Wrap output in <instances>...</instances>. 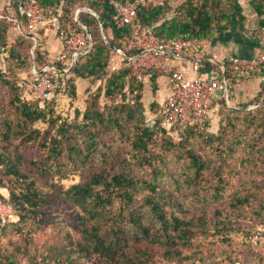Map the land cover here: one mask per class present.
I'll use <instances>...</instances> for the list:
<instances>
[{"label":"trees","instance_id":"trees-1","mask_svg":"<svg viewBox=\"0 0 264 264\" xmlns=\"http://www.w3.org/2000/svg\"><path fill=\"white\" fill-rule=\"evenodd\" d=\"M38 1L60 9L62 27L82 29L84 25L93 37L92 49L78 56L70 72L51 78L65 79L66 94L72 98L77 97L78 78L100 80L104 85L90 94L83 113L77 111L81 119L62 120L55 111L56 99L42 103L37 98H23L26 87L18 73L34 77L33 60L38 71L45 65L40 47L31 52L34 34L27 30L8 49L6 73L0 71V189L9 191V197L0 192V199L11 204L18 221L0 227V241L9 231L24 234V223L30 221L40 220L42 229L49 223V218L42 216H47L46 210L56 202L77 210L73 225L81 239L75 246L54 251L44 262L37 260L29 247L15 242L14 249H1L0 264H23V256L29 264H156L159 257L175 264H203L207 259L216 260V255L204 254L202 238L219 235V240L227 244L232 243L228 236L231 232H243L250 238L255 231H251L254 225L244 223L246 214L252 213V222L264 217V178L255 176L264 174V82L254 100L237 105L262 102L258 109L237 110L229 108L224 98L217 101L216 108L223 114L221 126L218 134H209L207 139L216 144L221 158H204L187 144L199 135L202 125L187 127L181 141L175 142L165 125L162 105L156 101L152 110L158 116L151 125L146 122L144 86L150 80L156 92L161 75L158 70L150 69L142 81H137L130 67L110 69L115 49H122L129 32L114 23L116 0ZM132 1L137 2L140 24L163 42L207 39L215 29L226 27L233 16V0H185L177 7L170 0ZM11 6L17 11L16 0ZM79 6L92 12L82 10L77 20ZM15 16L23 22L18 11ZM9 29L8 21L0 18V53L9 46ZM200 63V72L216 71L221 78L217 64ZM56 67L64 68L62 64ZM238 76L239 71L227 66L229 81ZM247 76L264 78V68L252 70ZM102 98L113 103L102 105ZM37 121L47 122L48 129L35 127ZM157 137H162L169 150L183 148L182 173L174 180L178 191L183 184L195 187L189 200L183 198L186 195L177 196L173 190L164 189L160 178L164 172L151 151ZM30 144L38 145V159L21 151L22 146ZM235 144L242 145L239 155ZM148 168L151 172L142 177L140 170ZM78 171L86 177L55 191L53 196L38 186L40 179H66ZM234 172L243 185L228 192ZM56 185L52 182L50 187ZM249 241L251 246H258Z\"/></svg>","mask_w":264,"mask_h":264},{"label":"built area","instance_id":"built-area-1","mask_svg":"<svg viewBox=\"0 0 264 264\" xmlns=\"http://www.w3.org/2000/svg\"><path fill=\"white\" fill-rule=\"evenodd\" d=\"M262 4L264 6V0ZM113 5L116 27L128 28L129 32L125 34L122 49L115 50L118 57L116 60H111L110 69L115 71L130 67L137 81H142L152 68L168 76L170 93L162 103V113L165 117V125L173 136L180 137L191 125H203L211 121L217 109V101L229 97L231 85L241 82L242 76L249 75L252 70L264 68V33H262L259 37L260 51L256 57L230 59L234 69L239 71L241 76L229 81L227 78L214 75L215 71L200 72L201 66L196 63L194 65L196 75L187 77L185 70L179 65L171 64V61L173 58H183L194 47L195 41L179 38L163 42L153 35L150 29L140 24L137 2L116 0ZM17 11L23 17L26 29L34 34L31 38L35 44L38 41V31L47 29L56 32L62 45V50L56 54L42 51L45 65L40 71L36 66L32 67L34 77H28L23 82L32 98L40 99L42 103H49L58 96L66 94L67 91L65 79L53 80L51 77L61 76L63 71L70 72L78 56L87 54L92 49L93 37L92 35V38L90 37L81 23L79 24L82 25V29L78 26H71L69 29L62 27L59 20L61 12L56 6L45 7L38 0H17ZM132 52L135 54L128 55ZM74 59L76 61L73 65ZM57 64H62L64 68H57ZM14 217L15 212L11 204L0 199V227L12 221ZM250 240L258 246H264V232L253 233Z\"/></svg>","mask_w":264,"mask_h":264},{"label":"rangeland","instance_id":"rangeland-1","mask_svg":"<svg viewBox=\"0 0 264 264\" xmlns=\"http://www.w3.org/2000/svg\"><path fill=\"white\" fill-rule=\"evenodd\" d=\"M185 0H170V3L173 7L179 6ZM156 3L160 2V0H156ZM81 8L77 7L76 10ZM13 12L8 13L6 9L3 13L4 16L11 17L16 15V10L13 7ZM82 11V10H81ZM10 15V16H9ZM16 17V16H15ZM10 25L9 29V46L5 51V57L9 55V50L12 45L16 44L17 40L21 36V34H26L25 30L22 29L19 31L17 26H14L9 19H6ZM102 31V27H101ZM102 34L104 35L105 32ZM106 36V34H105ZM104 37V36H103ZM107 37V36H106ZM34 46V45H33ZM33 47L31 49V52ZM7 65V64H6ZM10 66V64H9ZM3 73H6V66L0 69ZM159 72V71H158ZM161 73V72H160ZM162 74V73H161ZM18 75L21 77V84H23L24 80L28 78V73L20 72ZM77 97L72 98L69 95L61 96L54 103L55 111L57 115L61 117V119L65 120H76V118H82V115L78 116L77 111L81 113L84 112L87 100L90 97L91 93L96 92L99 87L104 85L102 81H94L92 78H78L77 81ZM24 85V84H23ZM25 86V85H24ZM134 95V94H133ZM132 95V96H133ZM131 96V95H130ZM24 99H32L31 94L28 92L27 88L23 93ZM156 95L152 91L151 81L147 80L146 87L144 86L143 91V106H144V114L145 119L148 124H152L153 121L157 118L158 113L155 112L152 107L153 102L156 100ZM254 100V99H253ZM41 101V100H40ZM116 101H121L120 98H117ZM42 102V101H41ZM250 101L244 102H232L227 103L229 108H236L237 110H254L258 109L262 102L259 104H252L249 106L239 107L237 105L248 103ZM113 103L112 100L107 98H102V105ZM248 107V108H245ZM223 118L222 111L218 108L213 114L211 121L202 125V127L198 130L199 135L196 138H192L188 147H193L198 153H200L204 158H213L220 159V155L218 154V150L216 148V144H212L211 141H208L209 134H218L219 128L221 126V120ZM35 127L40 128L41 130H46L49 127V124L43 121H37L35 123ZM201 133V134H200ZM204 135V137L200 136ZM206 137V140H205ZM175 142H180L181 137L174 136ZM18 142H16L17 144ZM168 144L164 142L162 137H157L155 143L151 144V151L154 155L157 156L156 165L162 169L164 172L163 175L160 176L161 183L164 186V189L168 191L173 190L174 194L177 196H184L183 198L189 200L190 193L195 189L194 186H188L183 184L181 190L178 191L176 187L175 180L179 178L183 169V161L181 160L180 153L183 151L181 146L172 147L169 150ZM235 148L237 150V154L242 150V145H236ZM22 152L29 157H33L38 159L39 150L38 145L30 144L24 145L21 148ZM240 159V158H239ZM235 160V159H234ZM240 169V168H238ZM142 177H146L151 172V169L148 170H140ZM139 175V174H138ZM255 176L258 179H263L264 174L255 173ZM86 177V173H82L80 171L76 173H71L66 179H40L38 181L39 188L48 192L49 195L53 196V193L61 188H67L73 183L80 182L83 178ZM231 183H229L227 191L233 192L240 188H242V182L239 181L238 174L233 173L230 178ZM56 183L57 185L54 187H50L51 183ZM0 192L5 196L9 197V191L6 189H0ZM49 214L47 216L43 215L44 219L49 218V223L44 225L42 229L39 228L41 221H30L24 223L23 231L24 234L17 233L16 231H9L6 235L2 236L0 241V252L1 249H14L12 246L15 242L24 245L25 247H29L31 252L36 257L37 260L43 261L47 256H50L54 251H58L62 248H70L72 245H77L78 241L81 239L80 233L73 225L74 215L77 212L76 209L63 205L62 203L56 202L52 207L46 210ZM249 212V211H248ZM252 213L246 214L247 220L244 221L247 225H254L251 231H263L264 230V217L260 218L258 222H252L250 217ZM18 221V217H14L12 223H16ZM231 237L232 243L227 244L223 241H220L219 235H210L206 238H202L200 240L201 249L204 254L216 255V260L207 259L203 264H264V246H254L250 245V238L243 232H231L228 234ZM28 237V239H26ZM198 243V242H197ZM2 254L0 253V259ZM23 264H29L27 256L20 257ZM89 264H93L91 261ZM156 264H175L172 262H168L165 259L159 257L156 260ZM198 264H200L198 262Z\"/></svg>","mask_w":264,"mask_h":264},{"label":"crops","instance_id":"crops-1","mask_svg":"<svg viewBox=\"0 0 264 264\" xmlns=\"http://www.w3.org/2000/svg\"><path fill=\"white\" fill-rule=\"evenodd\" d=\"M12 1L15 0H0V18L9 19L14 23V26H17L19 31L24 29L26 32L24 20L23 22L19 21L15 18V15L11 17L3 15L6 9L8 13L13 12ZM233 4V16L228 20L226 27L215 29L207 39L195 41L194 47L183 58H173V61H171V64L182 67L187 77L196 75L194 68L196 63L201 66V61H211L219 66L221 78L226 79L227 66L235 70L230 61L232 57L250 59L259 54V37L264 33V6L262 0H233ZM9 36L10 34H8V39ZM37 37L36 46L43 51L56 54L62 50V45L55 31L41 29L38 31ZM5 55V52L0 53V69L6 65ZM117 57L114 53L111 60H116ZM214 75L220 77L216 71ZM263 82L264 78L259 76H247L241 82L231 85L229 97H232L231 100L234 103L235 101L240 103L251 101L258 95ZM157 83L158 89L153 93L156 95V102L162 105L170 93L168 76L161 74L157 79ZM64 95L58 96L56 100Z\"/></svg>","mask_w":264,"mask_h":264},{"label":"water","instance_id":"water-1","mask_svg":"<svg viewBox=\"0 0 264 264\" xmlns=\"http://www.w3.org/2000/svg\"><path fill=\"white\" fill-rule=\"evenodd\" d=\"M81 10H87V11H91L92 12V10L90 9V8H79L78 9V11H77V13H76V18L78 19V16H79V13L81 12ZM98 18H99V16H98ZM101 27H102V31H103V33H104V28H103V25L101 24ZM85 29H86V31H87V33L90 35V37H91V33H90V31H89V29L87 28V26H85ZM92 38V37H91ZM104 38H105V40L107 41V37L105 36V34H104ZM35 47H36V44L34 43V46H33V50L32 51H34L35 50ZM116 50V49H115ZM75 61H76V59H74V61H73V65H74V63H75ZM73 65H72V67H73ZM32 67H35V61L33 60V62H32ZM41 73H43V71H41ZM226 101H227V103H229L230 102V98L229 97H227L226 98ZM245 108H248V107H245Z\"/></svg>","mask_w":264,"mask_h":264}]
</instances>
